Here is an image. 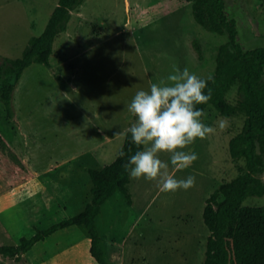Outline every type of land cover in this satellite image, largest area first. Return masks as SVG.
<instances>
[{"label": "rangeland", "instance_id": "obj_1", "mask_svg": "<svg viewBox=\"0 0 264 264\" xmlns=\"http://www.w3.org/2000/svg\"><path fill=\"white\" fill-rule=\"evenodd\" d=\"M58 2L0 0V55L20 57L29 39L44 31ZM226 3L244 48L264 47V0ZM228 40V34L199 24L188 0H85L75 9L55 41L52 67L33 64L25 71L14 93L15 116L0 102V246L81 212L93 197L87 169L118 157L126 137L115 134L134 122L126 106L135 93L167 77L173 65L212 76L219 48ZM240 97L238 85L227 95L233 104ZM222 117L210 105L204 122L216 126ZM245 119L238 112L225 130L185 149L198 156L176 173L178 179L195 176L189 190L161 193L152 182L133 180L142 195L113 223L122 234H132L125 264H204L210 234L206 199L246 171L245 159L233 160L229 148ZM257 176L264 182V163ZM244 205L264 206V195L249 196ZM89 238L82 226L61 229L20 262L0 254V264H92Z\"/></svg>", "mask_w": 264, "mask_h": 264}, {"label": "trees", "instance_id": "obj_2", "mask_svg": "<svg viewBox=\"0 0 264 264\" xmlns=\"http://www.w3.org/2000/svg\"><path fill=\"white\" fill-rule=\"evenodd\" d=\"M84 1L59 0L44 31L29 39L20 57L0 55V102L5 105L10 117L15 116L14 93L25 71L33 64L52 67L55 41L59 34L67 30L72 12ZM188 1L192 3L193 14L199 24L209 31L229 36V40L219 48L215 73L203 78L208 81L211 99L197 107L206 112L213 105L227 118L238 112L246 115L243 129L229 142L233 160L245 159L246 171L220 184L206 199L204 221L210 234L204 264H264V206L244 205L249 196L264 195V182L257 176L264 163V47L246 50L239 42L237 21L228 16L226 0ZM194 46L202 58L201 43L195 40ZM236 85L241 97L237 104H233L227 95ZM138 150L128 134L112 163L102 168L87 169L93 197L81 212L48 228H38L34 235L21 237L19 243L0 246V254L20 262L34 246L57 231L82 226L91 239L90 253L93 258L98 264H110L101 245L102 236L96 219L103 204L116 192L120 191L129 205L134 204L132 179L124 165Z\"/></svg>", "mask_w": 264, "mask_h": 264}, {"label": "clouds", "instance_id": "obj_3", "mask_svg": "<svg viewBox=\"0 0 264 264\" xmlns=\"http://www.w3.org/2000/svg\"><path fill=\"white\" fill-rule=\"evenodd\" d=\"M207 89V93L205 90ZM211 99L208 81L191 72L172 66V72L148 90H138L127 111L134 117L130 127L115 136H131L138 151L124 165L132 180L154 183L161 193H175L195 186V176L178 179L176 173L189 168L198 159L194 151H186L197 139L204 140L228 127L222 117L216 126L204 122L206 112L198 105ZM123 156L124 153H121ZM168 156L169 160L161 159Z\"/></svg>", "mask_w": 264, "mask_h": 264}, {"label": "crops", "instance_id": "obj_4", "mask_svg": "<svg viewBox=\"0 0 264 264\" xmlns=\"http://www.w3.org/2000/svg\"><path fill=\"white\" fill-rule=\"evenodd\" d=\"M131 190L133 193L134 205L136 206L137 204L136 197L137 195H142V192H140L139 190L138 192L133 188V180L131 182ZM127 208H129V206L126 197L120 191L116 192L109 200H107L103 204L101 213L98 215L96 219L98 229L102 236L101 245L105 251L106 257L110 264H125L126 261L125 254H126L127 244L132 234L130 235L129 232L127 234H122V232L120 231L121 228L120 230L119 228L116 229L113 223H115L114 219H117L116 217L120 216L122 210L126 211ZM129 210L132 211L134 209L130 208ZM71 227L72 226H70L69 228ZM119 231L121 232L120 235L121 234L122 235L121 237H118L119 239H117V232ZM88 243L90 248V244H91L90 238L88 240ZM28 254H26L25 256H27ZM38 254L37 257L38 260H40ZM34 260L36 259L34 258ZM92 264H98L95 258H93Z\"/></svg>", "mask_w": 264, "mask_h": 264}]
</instances>
